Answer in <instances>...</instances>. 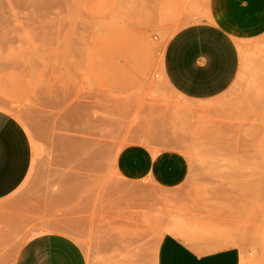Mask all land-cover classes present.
Returning <instances> with one entry per match:
<instances>
[{
	"label": "rangeland",
	"instance_id": "rangeland-1",
	"mask_svg": "<svg viewBox=\"0 0 264 264\" xmlns=\"http://www.w3.org/2000/svg\"><path fill=\"white\" fill-rule=\"evenodd\" d=\"M206 3L0 0V112L31 148L24 181L0 200V264L49 233L87 264H151L172 216L233 236L246 264H264V37L239 43L242 73L206 103L175 95L159 70ZM130 145L182 154L187 179L172 191L121 179L114 159Z\"/></svg>",
	"mask_w": 264,
	"mask_h": 264
},
{
	"label": "crops",
	"instance_id": "crops-1",
	"mask_svg": "<svg viewBox=\"0 0 264 264\" xmlns=\"http://www.w3.org/2000/svg\"><path fill=\"white\" fill-rule=\"evenodd\" d=\"M204 15L202 21L181 28L171 37L161 67L175 93L198 102L221 96L237 80L241 68L237 44L264 37V0H207ZM30 161L31 148L24 130L11 116L0 112V200L22 184ZM114 170L127 182L148 181L172 191L185 182L189 166L178 152L153 153L144 146L130 145L115 156ZM181 224L163 233L151 264L247 263L233 236L184 219ZM12 264H87V260L73 240L49 233L23 244Z\"/></svg>",
	"mask_w": 264,
	"mask_h": 264
},
{
	"label": "bare ground",
	"instance_id": "bare-ground-1",
	"mask_svg": "<svg viewBox=\"0 0 264 264\" xmlns=\"http://www.w3.org/2000/svg\"><path fill=\"white\" fill-rule=\"evenodd\" d=\"M263 40V39H262ZM263 43V42H262ZM240 44H241V42H240ZM243 45V44H242ZM237 46H238V50H239V53H240V56H241V62L242 61H245V59H246V54H245V50H243V48H242V46L241 45H239V44H237ZM243 47H245V46H243ZM244 49H246V48H244ZM245 51V52H244ZM243 63V62H242ZM241 63V64H242ZM160 64V63H159ZM160 65H162V63L160 64ZM162 67V66H161ZM241 68H243V67H241ZM160 70V72H161V76H162V80L164 81L163 83L164 84H166V86L168 87L169 85L167 84V82H166V80H165V78L163 77V74H162V69H159ZM240 73H242V72H240ZM240 73H239V75H238V77H237V79L239 78V76H240ZM169 88H171L170 86H169ZM156 89V88H155ZM172 91V90H171ZM173 92V91H172ZM175 92V91H174ZM175 95L177 94V93H174ZM177 95H179V94H177ZM180 96V98H182V99H184L183 97H181V95H179ZM189 101V100H188ZM210 101V100H209ZM209 101H203L204 103H206V102H209ZM175 103H177V102H175ZM179 104V103H178ZM177 104V105H178ZM179 105H181V104H179ZM174 106H176V105H174ZM176 108H177V106H176ZM180 109H181V111H182V113L183 112H185V113H190V112H192V111H195V110H197V108H192V107H190V106H187V105H181V107H179ZM179 109V110H180ZM0 110H1V108H0ZM1 111H3L4 112V109L3 110H1ZM176 112H178V111H176ZM6 113V112H5ZM179 113H180V111H179ZM35 155V154H34ZM168 222H169V224L167 223V227L164 229V233L166 232H172V231H174V230H176V226H178V225H182L181 223H182V219L180 218V217H176V216H172V217H170L169 218V220H168ZM179 226V227H180ZM177 229H178V227H177Z\"/></svg>",
	"mask_w": 264,
	"mask_h": 264
}]
</instances>
